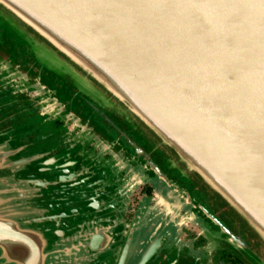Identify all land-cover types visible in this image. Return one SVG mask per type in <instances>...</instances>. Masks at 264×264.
Here are the masks:
<instances>
[{
    "label": "water",
    "instance_id": "1",
    "mask_svg": "<svg viewBox=\"0 0 264 264\" xmlns=\"http://www.w3.org/2000/svg\"><path fill=\"white\" fill-rule=\"evenodd\" d=\"M0 3L117 97L264 242V0ZM16 151L0 137V264H73L74 251H86L73 235L98 231L79 226L67 238H47L66 235L54 222L68 214L44 201L46 183L24 172L31 161ZM153 170L214 246L264 264L191 192ZM100 211L95 218L109 220L105 233H120L122 210Z\"/></svg>",
    "mask_w": 264,
    "mask_h": 264
},
{
    "label": "flooded vegetation",
    "instance_id": "2",
    "mask_svg": "<svg viewBox=\"0 0 264 264\" xmlns=\"http://www.w3.org/2000/svg\"><path fill=\"white\" fill-rule=\"evenodd\" d=\"M27 40L34 46H47L65 64L38 60ZM0 137L8 138L16 153L21 152L15 157L24 155L31 161L24 172L41 176L46 183L44 201L53 200L58 214H68L66 220L55 221L66 236L53 235L54 239L67 238L83 225L98 231L73 235L80 237L86 248L74 251L79 257L74 254L78 259L73 264H248L227 247L212 252L202 249L211 240L193 218L192 209L183 206L177 190L168 187L165 191L159 178L158 184L154 168L160 169L166 181L191 192L264 260L262 239L200 175L188 169L174 149L81 66L1 3ZM109 206L123 212L120 233L114 235H107L102 228L108 219L95 218ZM80 217L84 220H77Z\"/></svg>",
    "mask_w": 264,
    "mask_h": 264
},
{
    "label": "rangeland",
    "instance_id": "3",
    "mask_svg": "<svg viewBox=\"0 0 264 264\" xmlns=\"http://www.w3.org/2000/svg\"><path fill=\"white\" fill-rule=\"evenodd\" d=\"M27 43L29 45L32 46V50L34 51V54L36 55V58L39 60V59H42L45 63L46 62H49L50 59L54 60V58L56 57V55L50 50L47 48V46L43 45V44H38V45H33L31 44L28 40H27ZM49 50V51H48ZM49 59V60H48ZM198 224V223H197ZM201 226V225H199ZM201 230H203V228L201 227ZM217 246H214V244L212 242H208L206 244V246H204L202 249L204 251H208V252H212V251H215L217 250ZM259 256V255H258ZM262 259V258H261ZM263 260V259H262ZM264 261V260H263Z\"/></svg>",
    "mask_w": 264,
    "mask_h": 264
},
{
    "label": "bare ground",
    "instance_id": "4",
    "mask_svg": "<svg viewBox=\"0 0 264 264\" xmlns=\"http://www.w3.org/2000/svg\"><path fill=\"white\" fill-rule=\"evenodd\" d=\"M31 43H32V42H31ZM48 51H49V50H48ZM72 74H74V73H72ZM73 76H74V75H73ZM74 78H76V77H74ZM88 87H89V86H88ZM116 108H117V107H116ZM124 159H125V157H124ZM137 163H138V162H137ZM44 164H45V163H44ZM62 165H63V164H62ZM138 165H139V164H138ZM139 166H140V165H139ZM82 167H83V166H82ZM140 167H141V166H140ZM84 169H85V168H84ZM148 169H149V168H148ZM86 170H87V169H86ZM136 171H137V170H136ZM144 171H145V170H144ZM79 172H80V171H79ZM133 172H134V171H133ZM138 173H139V171H138ZM69 178H70V177H69ZM66 180H68V179L66 178ZM62 181H63V180H62ZM157 181H158V184H159V180H157ZM161 181H162V180H161ZM141 184H142V183H141ZM46 186H47V185H46ZM64 186H65V185H64ZM156 186H157V185H156ZM95 187H96V186H95ZM98 187H99V186H98ZM157 187H158V186H157ZM83 189H84V188H83ZM168 189H169V188H168ZM75 190H77V189H75ZM81 190H82V189H81ZM91 191H92V190H91ZM128 191H129V190H128ZM161 191H162V190H161ZM165 191H166V190H165ZM85 192H86V191H85ZM107 193H108V192H107ZM92 194H93V193H92ZM127 194H128V193H127ZM108 195H109V194H108ZM160 195H161V194H160ZM165 195H166V194H165ZM100 196H101V195H100ZM102 197H103V196H102ZM165 197H166V196H165ZM91 198H92V197H91ZM97 198H98V197H97ZM103 198H104V197H103ZM159 198H160V197H159ZM161 198H162V197H161ZM170 199H171V198H170ZM167 200H168V199H167ZM86 201L89 202V200H86ZM100 201H101V200H100ZM124 201H125V200H124ZM169 201H170V200H169ZM180 201H181V199H180ZM53 202H54V201H53ZM85 203H86V202H85ZM91 203H92V202H91ZM89 204H90V203H89ZM173 204H174V203H173ZM93 205H94V204H93ZM46 206H47V205H46ZM86 206H87V205H86ZM86 206H82V207L85 209ZM89 206H90V205H89ZM89 206H88V207H89ZM68 207H69V206H68ZM88 207H87V208H88ZM99 207H100V206H99ZM115 207H116V206H115ZM121 207H122V206H121ZM101 208H102V205H101ZM116 208H117V207H116ZM84 209L81 208V211L83 210V212H84V211H85ZM91 209H93V208H91ZM97 209H98V208H97ZM119 209H120V208H118V210H119ZM101 210H102V209H101ZM58 211H60V210H57V212H58ZM92 212H96V213H98L99 211H92ZM106 212H107V211H106ZM79 213H80V211H79ZM79 213H78V215H79ZM99 213H100V212H99ZM145 213H146V212H145ZM145 213H144V214H145ZM72 214H73V213H72ZM76 214H77V213H76ZM76 214H75V215H76ZM81 216H82V215H81ZM83 216H84V214H83ZM85 216H86V215H85ZM88 216H89V215H88ZM88 216H87V217H88ZM143 216H144V215H143ZM89 217H90V216H89ZM144 217H145V216H144ZM144 217H143V218H144ZM81 218H82V219H81ZM90 218H91V217H90ZM63 219H64V218H63ZM68 219H69V218H68ZM85 219H86V218H85ZM91 219H92V218H91ZM64 220H66V219H64ZM72 220H73V219H72ZM77 220H80V221H81V220H84V218H83V217H80V219H77ZM77 220L74 219V221H77ZM87 220H88V219H87ZM60 221H61V220H60ZM68 221H70V219H69ZM74 221H73V222H74ZM135 221H136V220H135ZM98 222H100V221H98ZM54 223H55V222H54ZM101 223H102V222H101ZM57 224H58V223H57ZM69 224H70V223H69ZM75 224H77V222H76ZM93 224H94V223H93ZM62 225H63V224H62ZM72 225H73V224H72ZM80 225H81V224H80ZM94 225H95V224H94ZM102 225H104V224H102ZM66 226H67V225H66ZM68 226H69V225H68ZM70 226H71V225H70ZM83 226H84V225H83ZM97 226H98V225H97ZM97 226H96V227H97ZM60 227H61V226H60ZM73 227H74V226H73ZM96 227H95V228H96ZM132 227H133V226H132ZM132 227H131V228H132ZM67 228H68V227H67ZM69 230H70V229H69ZM77 230H78V229H77ZM91 230H92V229H91ZM75 231H76V230H75ZM72 232H73V231H72ZM72 232H71V233H72ZM67 233H68V232H67ZM69 233H70V232H69ZM161 235H163V234L161 233ZM168 235L170 236V234H168ZM65 236H66V235H65ZM130 236H131V234H130ZM163 236H164V235H163ZM169 236H167V237H169ZM50 237L53 238V235L50 236ZM56 237H57V236H56ZM56 237H55V238H56ZM60 237H61V236H60ZM60 237H59V238H60ZM75 237H76V236H75ZM135 237H136V236H135ZM167 237L165 236V238H167ZM59 238H58V239H59ZM131 238H132V237H131ZM137 238H138V234H137V237L134 239V243H135V240H136ZM53 239H54V238H53ZM86 239H87V238H86ZM153 239H154V238H153ZM162 241H163V240H162ZM109 243H110V242H109ZM130 243H131V245L133 246V243L131 242V240H130ZM105 244H106V243H105ZM108 245H109V244H108ZM131 245H130V246H131ZM90 246H91V245H90ZM105 246H106V245H105ZM105 246H104V247H105ZM109 246H110V245H109ZM87 247H88V246H87ZM157 247H158V246H157ZM106 248H107V247H106ZM109 248H111V247H109ZM104 249H105V248H104ZM104 249L102 248V251H103ZM134 249H135V246H134ZM99 250H101V249L99 248ZM131 250H132L131 252L134 251V250H133V247H132ZM104 251H105V250H104ZM97 252H98V250H97ZM105 252H106V251H105ZM125 252H126V251H125ZM131 252H130L129 254H131V257H132V255H133L134 253H131ZM106 254H107V253H106ZM153 254H155V253H153ZM95 255H97V254H95ZM104 255H105V254H104ZM128 256H129V255H127V258H126V259L130 261L131 258L128 259ZM93 258H94V257H93ZM149 258H150V257H149ZM127 260H126V261H127ZM87 261H88V260H87ZM91 261H92V260H91ZM129 261H127V262L129 263ZM76 262H77V261H76ZM80 262H81V261H80ZM146 262H147V260H146ZM90 263H91V262H90Z\"/></svg>",
    "mask_w": 264,
    "mask_h": 264
},
{
    "label": "trees",
    "instance_id": "5",
    "mask_svg": "<svg viewBox=\"0 0 264 264\" xmlns=\"http://www.w3.org/2000/svg\"><path fill=\"white\" fill-rule=\"evenodd\" d=\"M219 195V194H218ZM219 197H220V200H223L222 198H221V196L219 195ZM224 201V200H223ZM225 202V201H224ZM227 204V203H226ZM228 205V207L231 209V211L237 216V218H241L242 219V221H244L245 222V220L229 205V204H227ZM211 211V210H210ZM212 212V211H211ZM214 214V213H213ZM225 224V223H224ZM245 224H247L246 222H245ZM227 226V225H226ZM253 233H255L254 231H253ZM256 234V233H255ZM243 238V237H242ZM245 240V239H244Z\"/></svg>",
    "mask_w": 264,
    "mask_h": 264
}]
</instances>
